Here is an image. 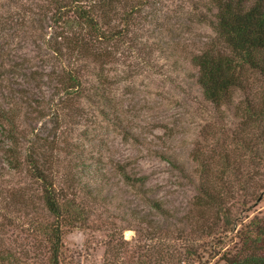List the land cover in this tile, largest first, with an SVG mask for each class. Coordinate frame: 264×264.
<instances>
[{"label": "rangeland", "instance_id": "rangeland-1", "mask_svg": "<svg viewBox=\"0 0 264 264\" xmlns=\"http://www.w3.org/2000/svg\"><path fill=\"white\" fill-rule=\"evenodd\" d=\"M52 11L51 0H0V106L15 118L20 153L15 169L6 151L15 142L0 128V249L49 263L43 227L54 216L25 156L41 149L55 165L56 191L84 212L63 226L61 264H225L243 224L264 217V163L236 141L261 149L254 126L242 130L236 117L245 93L217 108L197 80L193 56L216 38L204 19L215 18L213 0H151L136 48L103 64L79 63L86 94L64 108L59 86L76 59L53 51ZM197 158L209 163V180ZM225 161L240 171L225 176L235 219L227 232L198 197L200 184L219 181ZM123 167L145 176L147 194L127 182Z\"/></svg>", "mask_w": 264, "mask_h": 264}, {"label": "trees", "instance_id": "trees-1", "mask_svg": "<svg viewBox=\"0 0 264 264\" xmlns=\"http://www.w3.org/2000/svg\"><path fill=\"white\" fill-rule=\"evenodd\" d=\"M150 1L51 0V18L58 26L50 40L51 47L61 58L71 53L76 59V63L66 64L63 70L59 86L60 92L65 93L61 102L63 108L70 104L74 96L86 94L79 63L94 61L103 64L107 60L112 61L119 50L125 49L127 52V48H136V31L143 29L144 22L148 21L143 11ZM213 5L215 18L205 16L204 19L213 25L216 38L193 56V62L198 67L197 80L206 100L217 108H230L236 92L245 93L244 98L234 104L236 117L242 121V130L254 126L261 149L253 141L250 143L249 139L244 143L243 138H236V141L237 144H244L252 158L256 155L264 163V0H213ZM258 83L262 85L260 89ZM14 120L11 109L0 106V128H5V135L15 142L6 149L8 163L16 169L19 167L17 158H20V153L14 140ZM36 153L25 156L32 176L42 182V199L46 210L54 216V220L43 227L50 250L48 264H61L63 226L69 220L82 221L84 212L76 206L75 201L65 199L61 192L56 191L55 179L50 175L54 163L47 162L44 150L39 149ZM197 160L201 163L200 172L204 173V180H209L212 172L209 163H204L201 158ZM120 171L132 187L147 194L145 176L132 174L125 167ZM229 173L240 174V171L225 161L221 164L220 173L215 175L218 182L205 181L198 187L199 199L214 207L216 214L224 218L222 227L225 232L233 229L235 221L232 207L226 204L227 199L233 197L232 185H227L225 180ZM155 205L160 209L159 204ZM239 237L240 246L225 253V264H264V217L255 216L243 224ZM0 264L28 263L11 250L2 248Z\"/></svg>", "mask_w": 264, "mask_h": 264}]
</instances>
